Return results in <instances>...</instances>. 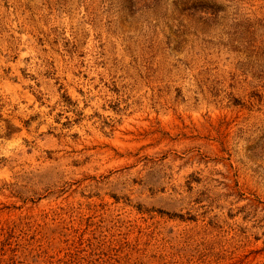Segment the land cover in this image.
Returning a JSON list of instances; mask_svg holds the SVG:
<instances>
[{"label": "rangeland", "instance_id": "rangeland-1", "mask_svg": "<svg viewBox=\"0 0 264 264\" xmlns=\"http://www.w3.org/2000/svg\"><path fill=\"white\" fill-rule=\"evenodd\" d=\"M0 264H264V0H0Z\"/></svg>", "mask_w": 264, "mask_h": 264}]
</instances>
